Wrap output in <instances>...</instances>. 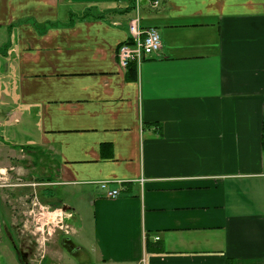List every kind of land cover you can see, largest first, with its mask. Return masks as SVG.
Returning <instances> with one entry per match:
<instances>
[{
  "label": "crops",
  "instance_id": "0c3cea01",
  "mask_svg": "<svg viewBox=\"0 0 264 264\" xmlns=\"http://www.w3.org/2000/svg\"><path fill=\"white\" fill-rule=\"evenodd\" d=\"M134 2L0 0V142L51 165L80 263L264 264V0H143L162 55L122 68Z\"/></svg>",
  "mask_w": 264,
  "mask_h": 264
},
{
  "label": "rangeland",
  "instance_id": "374dc122",
  "mask_svg": "<svg viewBox=\"0 0 264 264\" xmlns=\"http://www.w3.org/2000/svg\"><path fill=\"white\" fill-rule=\"evenodd\" d=\"M3 43L4 39L0 38V46ZM8 146L0 142V264H22L15 245L18 253L20 250L29 252V264L43 255L51 264H84L75 259L61 241L64 236L78 241L74 233L66 235L57 225L61 220L69 224L62 207L46 206L47 200L42 199L47 185L41 180L47 174L46 167L51 165H45L42 156L38 158L40 152L28 153L29 148L19 149V158H10L6 151ZM50 189L51 202H77L68 187L55 183ZM71 225L76 226L75 220Z\"/></svg>",
  "mask_w": 264,
  "mask_h": 264
},
{
  "label": "built area",
  "instance_id": "2783aa9c",
  "mask_svg": "<svg viewBox=\"0 0 264 264\" xmlns=\"http://www.w3.org/2000/svg\"><path fill=\"white\" fill-rule=\"evenodd\" d=\"M150 6L157 8L160 6V0H147ZM143 0H135L134 8L136 15L128 25L129 38L120 45L118 49V61L122 68H128L132 62L140 63L146 58L161 57L163 49V41L160 32L154 28H145L141 23V10ZM109 182H103L102 187L106 190L108 197L117 198L120 195V189H112L108 186ZM73 215L68 212L67 219H71ZM59 229L66 235L72 234L71 226L63 220L57 222ZM156 239H159L157 237ZM43 256L38 260L32 261L30 264H42ZM29 264V263H28Z\"/></svg>",
  "mask_w": 264,
  "mask_h": 264
},
{
  "label": "flooded vegetation",
  "instance_id": "af4514ba",
  "mask_svg": "<svg viewBox=\"0 0 264 264\" xmlns=\"http://www.w3.org/2000/svg\"><path fill=\"white\" fill-rule=\"evenodd\" d=\"M66 244H67V240H63V245H66ZM15 250H16L18 257L21 259L22 264H28L27 259L29 257V252H24L23 250H20L18 253V249H17L16 245H15ZM34 260H36V259H34ZM34 260H32V261H34ZM42 264H51V263L47 262V258L45 255H43V258H42Z\"/></svg>",
  "mask_w": 264,
  "mask_h": 264
},
{
  "label": "trees",
  "instance_id": "16d2710c",
  "mask_svg": "<svg viewBox=\"0 0 264 264\" xmlns=\"http://www.w3.org/2000/svg\"><path fill=\"white\" fill-rule=\"evenodd\" d=\"M132 8H134V6H132ZM8 48V46H4L3 48L0 49L1 50H6ZM262 147H263V150H264V117H263V124H262ZM28 148V147H26ZM41 181H45V180H41Z\"/></svg>",
  "mask_w": 264,
  "mask_h": 264
},
{
  "label": "water",
  "instance_id": "95a60500",
  "mask_svg": "<svg viewBox=\"0 0 264 264\" xmlns=\"http://www.w3.org/2000/svg\"><path fill=\"white\" fill-rule=\"evenodd\" d=\"M62 210L65 213V219H66V221H68L69 219H67L66 217H67V213L69 212L70 208L68 206H63L62 207Z\"/></svg>",
  "mask_w": 264,
  "mask_h": 264
},
{
  "label": "bare ground",
  "instance_id": "6f19581e",
  "mask_svg": "<svg viewBox=\"0 0 264 264\" xmlns=\"http://www.w3.org/2000/svg\"><path fill=\"white\" fill-rule=\"evenodd\" d=\"M56 219V218H55Z\"/></svg>",
  "mask_w": 264,
  "mask_h": 264
}]
</instances>
